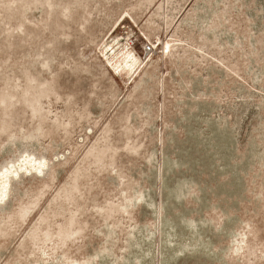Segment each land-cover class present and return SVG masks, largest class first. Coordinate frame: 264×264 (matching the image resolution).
Listing matches in <instances>:
<instances>
[{
	"label": "rangeland",
	"instance_id": "1",
	"mask_svg": "<svg viewBox=\"0 0 264 264\" xmlns=\"http://www.w3.org/2000/svg\"><path fill=\"white\" fill-rule=\"evenodd\" d=\"M28 155L0 264H264V0H0V171Z\"/></svg>",
	"mask_w": 264,
	"mask_h": 264
},
{
	"label": "bare ground",
	"instance_id": "2",
	"mask_svg": "<svg viewBox=\"0 0 264 264\" xmlns=\"http://www.w3.org/2000/svg\"><path fill=\"white\" fill-rule=\"evenodd\" d=\"M35 158L28 155L24 157L19 163L7 166L0 171V203L3 202L7 197L12 179L17 177L21 171L26 170L30 173L32 170L39 173L44 172L46 161H38V158Z\"/></svg>",
	"mask_w": 264,
	"mask_h": 264
},
{
	"label": "built area",
	"instance_id": "3",
	"mask_svg": "<svg viewBox=\"0 0 264 264\" xmlns=\"http://www.w3.org/2000/svg\"><path fill=\"white\" fill-rule=\"evenodd\" d=\"M129 44L133 45L134 42L132 40H128ZM144 52H149L151 50V45L148 44L143 48Z\"/></svg>",
	"mask_w": 264,
	"mask_h": 264
}]
</instances>
